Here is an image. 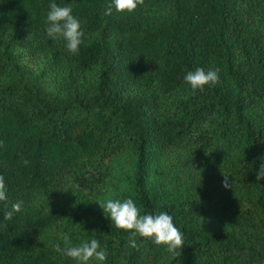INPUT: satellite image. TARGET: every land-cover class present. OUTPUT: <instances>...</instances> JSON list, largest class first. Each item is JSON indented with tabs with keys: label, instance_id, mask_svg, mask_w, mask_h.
<instances>
[{
	"label": "trees",
	"instance_id": "obj_1",
	"mask_svg": "<svg viewBox=\"0 0 264 264\" xmlns=\"http://www.w3.org/2000/svg\"><path fill=\"white\" fill-rule=\"evenodd\" d=\"M52 2L80 19L78 54L47 36ZM109 3L0 0V264H80L64 236L100 241L88 264H264V0ZM201 67L220 80L194 92ZM127 198L173 216L179 256L130 246L99 202Z\"/></svg>",
	"mask_w": 264,
	"mask_h": 264
},
{
	"label": "clouds",
	"instance_id": "obj_2",
	"mask_svg": "<svg viewBox=\"0 0 264 264\" xmlns=\"http://www.w3.org/2000/svg\"><path fill=\"white\" fill-rule=\"evenodd\" d=\"M145 0H111L104 11V15H111L113 10L117 13H132L139 6L144 5ZM50 10L46 17V33L53 40L63 39L66 42V48L72 54H78L81 44L84 42L85 35L82 30L80 19L73 14L71 5L59 6L56 2L50 4ZM184 80L191 86V89L204 91L206 85H215L219 82V69L205 70L197 68L195 71H189L185 74ZM28 162L25 161V164ZM222 181L225 189H232L234 186L230 182L229 176L223 173ZM257 181L264 180V164H261L257 173ZM5 178L0 175V202L7 201L8 197ZM104 213L112 221L116 228L132 233L129 238L130 246L137 247L136 237L152 239L156 245H164L167 251L177 257L184 247V233L175 225L173 216L166 211H160L156 214H141V209L136 205L133 199L127 198L123 201L119 199H108L99 201ZM24 202L16 201L12 204L11 210H6L4 218L12 220L15 213L23 210ZM65 247L62 249L59 244L56 245V251L77 260L80 264H88L92 259L104 262L107 259V253L101 248L98 239H91L90 242H84L79 246H71L69 238L63 237Z\"/></svg>",
	"mask_w": 264,
	"mask_h": 264
}]
</instances>
